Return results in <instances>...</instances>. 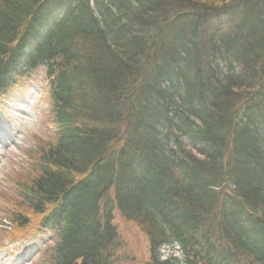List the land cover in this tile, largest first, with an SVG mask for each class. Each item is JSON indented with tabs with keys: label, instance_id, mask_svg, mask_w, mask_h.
<instances>
[{
	"label": "trees",
	"instance_id": "16d2710c",
	"mask_svg": "<svg viewBox=\"0 0 264 264\" xmlns=\"http://www.w3.org/2000/svg\"><path fill=\"white\" fill-rule=\"evenodd\" d=\"M38 66L53 140L14 235L134 264L119 215L145 264H264V0H0V93Z\"/></svg>",
	"mask_w": 264,
	"mask_h": 264
},
{
	"label": "rangeland",
	"instance_id": "374dc122",
	"mask_svg": "<svg viewBox=\"0 0 264 264\" xmlns=\"http://www.w3.org/2000/svg\"><path fill=\"white\" fill-rule=\"evenodd\" d=\"M49 102L47 77L41 66L18 78L0 98V264H51L56 234L38 229L39 218L32 215V229L14 235L15 224L10 219L13 211L29 209L20 189L30 186L38 173L33 160L40 146L53 140ZM114 220L124 244L122 253L131 254L134 264H145L148 250L144 234L132 221L119 215ZM161 250L162 255H168L176 249L163 246Z\"/></svg>",
	"mask_w": 264,
	"mask_h": 264
}]
</instances>
